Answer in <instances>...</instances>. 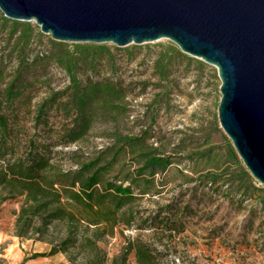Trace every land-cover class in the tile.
Masks as SVG:
<instances>
[{
	"label": "trees",
	"instance_id": "trees-1",
	"mask_svg": "<svg viewBox=\"0 0 264 264\" xmlns=\"http://www.w3.org/2000/svg\"><path fill=\"white\" fill-rule=\"evenodd\" d=\"M0 21L8 38H13L6 57L0 56V203L19 202L14 221L16 236L49 245L48 250L33 252L24 260L61 252L72 262L80 258L85 264H104L106 254L99 242L114 236L118 226L129 227L136 220L139 212L133 210V202L145 194L161 192L155 177L164 176L174 162L172 155L146 143L145 130L139 135L115 132L111 146L81 161L76 168L65 169L55 160L57 153L52 143L34 137L23 142L20 134L24 129L18 122L28 107L18 111L17 102L32 86L28 80L31 69L45 60L62 67L69 84L44 97L35 107L32 119L36 125L44 124L49 110H62L69 125L62 129L60 142L81 139L97 120L124 115L128 108L126 91L113 78L92 80L79 76L81 69L95 70L104 60L109 70H114L116 63L107 43L63 42L50 37L49 54L36 53L29 58L30 47L43 35L39 26L31 21L9 19L4 14ZM11 57L15 64L8 67ZM175 57L184 58L186 54L174 44L158 53L154 69L160 83L168 81ZM226 140L221 152L207 146L188 153L189 159L204 163L190 180L209 185L215 191L225 187L223 197L232 199L236 195L239 201L254 200L264 210V186L250 174L231 140ZM134 147L137 166L126 171L121 179L108 178L111 166L123 151ZM172 205L158 206L149 216L139 217V222L158 221L162 230L159 238H172L180 230V220L170 213ZM131 252L137 264H162L156 247L139 237L126 238L111 264H127Z\"/></svg>",
	"mask_w": 264,
	"mask_h": 264
},
{
	"label": "rangeland",
	"instance_id": "rangeland-1",
	"mask_svg": "<svg viewBox=\"0 0 264 264\" xmlns=\"http://www.w3.org/2000/svg\"><path fill=\"white\" fill-rule=\"evenodd\" d=\"M2 27L0 21V56L6 57L13 38L9 39ZM50 37L43 33L30 47L29 58L36 53L48 55L52 49ZM107 44L116 63L114 70H109L104 60L95 70L81 69L79 76L92 80L113 78L119 82L126 91L128 108L124 115L97 120L81 139L60 142L62 129L69 125V118L62 110H49L44 124L36 125L32 119L35 107L44 97L69 84L66 71L46 60L31 69L28 80L32 86L16 106L21 112L23 107H28V112L20 114L18 123L24 129L20 139L25 142L34 137L52 143L57 153L55 160L65 169L76 168L81 161L111 146L115 132L139 135L145 130L146 143L172 155L174 162L164 176L155 177L161 192L145 194L133 202V210L139 212L136 220L129 227L118 226L114 236L99 242L106 254L104 264H111L126 238L136 237L156 247L162 264H264V210L260 205L254 200L239 201L236 195L231 196L232 199L225 198V187L215 191L209 185L190 180L204 163L189 159L188 153L207 146L221 152L228 138L217 114L221 96L217 68L185 53L186 57L173 59L168 81L160 83L155 61L160 50L176 45L171 40L161 38L126 46ZM10 61L8 67L15 64L13 57ZM136 153L135 147L125 149L107 177L121 179L126 171L136 167ZM168 203L173 204L170 213L180 220V230L172 238L168 235L159 238L162 231L159 222L140 223L139 217H147L158 206ZM18 207L17 201L0 203V264H85L80 258L69 261L61 252L24 260L33 252L48 250L49 245L14 234ZM127 264H137L133 252L128 255Z\"/></svg>",
	"mask_w": 264,
	"mask_h": 264
},
{
	"label": "water",
	"instance_id": "water-1",
	"mask_svg": "<svg viewBox=\"0 0 264 264\" xmlns=\"http://www.w3.org/2000/svg\"><path fill=\"white\" fill-rule=\"evenodd\" d=\"M63 42L126 46L167 38L217 68V114L250 174L264 186V0H0Z\"/></svg>",
	"mask_w": 264,
	"mask_h": 264
}]
</instances>
